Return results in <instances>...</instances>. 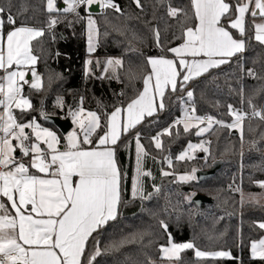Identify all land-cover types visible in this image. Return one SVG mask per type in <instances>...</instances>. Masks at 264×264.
Segmentation results:
<instances>
[{
	"label": "trees",
	"instance_id": "trees-1",
	"mask_svg": "<svg viewBox=\"0 0 264 264\" xmlns=\"http://www.w3.org/2000/svg\"><path fill=\"white\" fill-rule=\"evenodd\" d=\"M141 2L143 11L133 0H116L122 14L111 9L93 13L99 29L93 53L88 52L86 21H77L72 14H60L61 22L51 32H45L39 41H33L34 54L39 57L36 67L42 75L43 86L39 91L24 87V95L31 100L32 109L25 112L16 109L17 120L27 122L35 118L41 124L58 129L45 120L41 112L68 118L69 107H80L83 98L84 109L101 115L102 128L97 130L95 139L103 134L106 130L104 114L110 113L114 106L126 105L143 90V78L150 71L147 58L172 56L167 49L182 42L179 37L184 27L197 23L191 0ZM0 3L5 6L10 3L17 26L23 22L45 27L50 18L45 10L46 0H0ZM169 5L183 9L187 16H168ZM79 11L85 15L83 8ZM247 20L246 51L188 83L185 91H194L197 114H209L231 123L230 104L250 111L248 101L251 100L256 107L264 109V45L252 38V18L249 16ZM154 28L160 31L163 51L157 46ZM10 30L11 26L6 23L5 33ZM90 57L119 58L123 65L115 75H104L102 65L99 69L92 63V71L87 73ZM248 69L254 70L255 77L247 74ZM184 94L169 92L163 111L146 117L136 128L122 135L117 145V159L126 175L122 178L118 215L89 238L84 264L95 250L96 241H99L102 254L93 264H156L161 258L160 246L167 245L168 233L174 242H193L202 251L231 253L230 257L197 258L193 249H186L176 264H264V260L251 255L252 242L264 237V228L259 227L264 223V206L249 201L242 203L240 191H236L237 188L251 192L261 189L258 182L264 181V121L246 119L242 133L214 126L197 137L192 130L184 132L181 125L179 134L174 128L172 135L162 136L164 151L157 150L152 137L182 115L184 104L178 102V97ZM57 97L63 99V108L57 106ZM235 131L238 133L234 134ZM136 133H140L141 143L149 153L143 159V167L152 174L143 177L146 198L132 196ZM204 137L210 141L207 159L201 156L185 161L176 159L190 141ZM168 155L173 159L171 167L164 159ZM28 159L24 157L26 162ZM216 161H223V166L213 177L204 181L197 177L187 182L179 180L194 168L196 171L211 168ZM162 171L171 174L165 176ZM191 193L207 195L213 202L198 205L193 201L195 195L188 198ZM161 221L167 224V232L161 227Z\"/></svg>",
	"mask_w": 264,
	"mask_h": 264
},
{
	"label": "snow or ice",
	"instance_id": "snow-or-ice-1",
	"mask_svg": "<svg viewBox=\"0 0 264 264\" xmlns=\"http://www.w3.org/2000/svg\"><path fill=\"white\" fill-rule=\"evenodd\" d=\"M133 2L143 11L141 0ZM62 3L64 7L60 8L56 6L57 0H46L45 10L50 18L45 27L23 22L17 26L10 3L8 6L0 3V71L4 73L0 75V264H84L89 238L116 219L121 204V184L126 174L118 166L115 146L121 135L136 128L145 117L163 111L169 92L185 93L178 97V102L184 104L183 116L152 137L154 147L160 151H164L162 136L172 135L174 128L179 134L181 125L184 132L195 128V134L203 136L214 126L239 129L242 133L246 119L264 121V109H258L251 100L248 101L250 111L228 105L231 123L212 115H199L194 91H185L195 77L230 62L232 57L245 50L243 37L249 16L252 18V38L264 45V0H191L196 25L184 27L179 37L182 42L167 49L173 58L165 55L147 58L150 71L143 78V90L126 105L114 106L110 113L104 114L103 127L106 130L97 137L94 147L85 146L93 144V135L102 128L101 115L84 109L83 98L80 107L68 109L74 127L64 136L63 147L57 132L43 127L35 118L19 122L15 110L25 112L32 109L31 100L23 95L24 85L37 91L43 86L42 78L35 71L39 57L34 54L33 41H39L45 32H51L61 22L60 14H72L77 21H86L88 52L92 53L99 35L93 18L94 6L123 13L116 0H62ZM81 8L85 13L83 16L79 11ZM53 13L57 15L52 16ZM167 15L175 18L187 16V13L169 5ZM6 23L11 26L7 33L4 31ZM231 29H235L240 38L234 36ZM153 34L157 46L163 51L159 29L154 28ZM105 64V72L111 68L115 75L123 62L109 58ZM29 73L31 80L27 78ZM247 74L256 75L252 69H248ZM57 106L64 107L61 97H57ZM41 115L45 120L50 119L47 113L41 112ZM134 139L136 175L132 196L146 198L143 177L152 174L143 167V159L149 153L141 143L140 133H136ZM209 144L208 140L198 144L189 142L187 149L208 153L209 148L205 145ZM17 150L21 157H17ZM23 157L29 158L27 163ZM186 157L194 158L184 151L176 159L185 160ZM164 159L171 167L172 157L168 155ZM195 171L192 169L191 173L181 175L179 180L195 179ZM162 174L167 176L171 173L162 171ZM258 183L264 188V181ZM155 190L159 191L158 188ZM4 199L8 201L7 205ZM160 223L167 232V224ZM259 227L264 228V223ZM168 237L167 245L160 246L162 259L179 260L185 249H193L197 258L231 255L227 251H202L193 242L175 243L170 233ZM96 245L86 258L87 264H93L102 254L99 241ZM251 255L264 260V239L251 244Z\"/></svg>",
	"mask_w": 264,
	"mask_h": 264
},
{
	"label": "rangeland",
	"instance_id": "rangeland-1",
	"mask_svg": "<svg viewBox=\"0 0 264 264\" xmlns=\"http://www.w3.org/2000/svg\"><path fill=\"white\" fill-rule=\"evenodd\" d=\"M58 1H60V4H58ZM57 4L60 6L61 4H63L62 3V0H57ZM57 6V5H56ZM58 7V6H57ZM94 18V17H93ZM95 19V18H94ZM256 22L257 23H259L260 21H259V19H257L256 20ZM96 42H97V37H96ZM93 53V52H92ZM109 58H106V59H99V58H95V57H90L89 59H88V61L89 60H91L92 61V63H96L97 64V61H99V64H97V68H99L100 69V66L102 65V73L105 75H114L113 74V71L111 70V68H109L108 69V71L107 72H105V67H106V64H105V62L108 60ZM113 59H119V58H113ZM103 60V61H102ZM92 63L91 64H88L87 63V73H90L91 71H92ZM35 71L40 75V73L38 72V70H37V68H36V66H35ZM117 71V70H116ZM2 75H4V73L2 72ZM40 77L42 78V76L40 75ZM29 80H31L32 79V77H31V74L29 73V76L27 77ZM42 83H43V79H42ZM25 86V85H24ZM28 86V85H27ZM23 95H24V92H23ZM25 96V95H24ZM25 97H27V96H25ZM28 98V97H27ZM262 108V107H261ZM181 116H183V113H182V115ZM37 121V120H36ZM38 122V121H37ZM39 123V122H38ZM203 126V125H202ZM193 132H192V134L193 135H195L196 137H197V135L195 134V132H196V129L195 128H192L191 129ZM233 130H238V131H240L239 129H233ZM204 140H206V138L204 137V138H198V139H195L194 141H190L191 143H193V144H198V143H201L202 141H204ZM188 145V144H187ZM205 147H207V145H205ZM17 151H19V150H17ZM184 151H188L189 152V156H193L194 158H197V157H199V156H201V157H206L207 156V153H204V152H202V151H200L199 149H194V150H188L187 149V146L185 147V149L182 151V152H184ZM181 152V153H182ZM180 153V154H181ZM179 154V155H180ZM178 155V156H179ZM193 158V159H194ZM186 159H188L187 157H186ZM185 159V160H186ZM185 160H181V161H185ZM190 160V159H189ZM195 170H196V168H194ZM187 174H189V173H187ZM183 175H185V174H183ZM194 176H195V178H196V171H195V173H194ZM243 194V195H241V201H242V203H244V202H256V203H258V204H261V205H263L264 206V188H261L260 189V191H258V192H251V191H242L241 189H240V194ZM195 194L194 193H191L190 195H188V198L189 199H192L193 198V196H194ZM261 224V223H260ZM261 239H264V237H262ZM261 239H259V240H261ZM259 240H256V241H259ZM256 241H253V242H256ZM186 242H189V241H186ZM252 242V243H253ZM175 243H184V242H175ZM186 250V249H185ZM184 251V250H183ZM228 252V251H227ZM231 254V253H230ZM180 255H181V253H180ZM231 256V255H230ZM161 257H162V253H161ZM176 262H177V260H172V261H169V260H167V259H162V258H160V260L156 263V264H176Z\"/></svg>",
	"mask_w": 264,
	"mask_h": 264
},
{
	"label": "water",
	"instance_id": "water-1",
	"mask_svg": "<svg viewBox=\"0 0 264 264\" xmlns=\"http://www.w3.org/2000/svg\"><path fill=\"white\" fill-rule=\"evenodd\" d=\"M64 5H61V8ZM95 11L93 13H99L100 9L96 6H94ZM50 119H47L48 122H50L51 124H54L55 126H57L60 131L62 133H67L68 131H70L73 128V123L70 117L68 118H61L59 116H53V115H49ZM238 132L235 131L234 134H237ZM19 154V152L17 153ZM223 166V161H216L213 163L212 167L206 170H197L196 171V177L199 181H204L206 179H209L211 177H213L218 170L221 169V167ZM193 201L198 204H205V203H211L213 202V199L207 195H203V194H196L193 198Z\"/></svg>",
	"mask_w": 264,
	"mask_h": 264
},
{
	"label": "crops",
	"instance_id": "crops-1",
	"mask_svg": "<svg viewBox=\"0 0 264 264\" xmlns=\"http://www.w3.org/2000/svg\"><path fill=\"white\" fill-rule=\"evenodd\" d=\"M62 5V4H61ZM61 5L59 6L58 4H57V6L58 7H60L61 8ZM64 7V6H63ZM223 23H224V21H222ZM231 31L233 32V35L234 36H236L237 38H240L239 37V33L235 30V29H231ZM245 40H246V37H243ZM176 47V46H175ZM247 47H248V43H247V40H246V47H245V50L243 51V52H245L246 51V49H247ZM242 52V53H243ZM239 54V53H238ZM168 58H173V55L172 56H169ZM231 60V59H230ZM223 65V64H222ZM36 66V65H35ZM221 66V65H220ZM37 68V67H36ZM38 70V69H37ZM38 72H39V70H38ZM40 73V72H39ZM205 74V73H204ZM40 75H41V73H40ZM42 76V75H41ZM195 78H197V77H195ZM194 78V79H195ZM25 86H27V85H25ZM24 86V87H25ZM23 90H24V88H23ZM159 112V111H158ZM157 112V113H158ZM146 118V117H145ZM144 118V119H145ZM143 119V120H144ZM142 120V121H143ZM41 124V123H40ZM43 127H46V128H49V129H51V130H54V131H56L57 132V134L61 137L62 135H63V137H61V146L63 147V145H64V143H65V141H64V136L69 132H67V133H62L61 131H60V129L58 128H55V127H53V126H48V125H44V124H41ZM73 127H74V125H73ZM72 130V129H71ZM70 130V131H71ZM26 131H28V130H26ZM62 134V135H61ZM101 135H103V134H101ZM121 137H122V135H121ZM121 137H120V139H121ZM62 138H63V140H62ZM96 140H97V138L95 139V134L93 135V137H92V141H93V144L92 145H90V146H85V147H94L95 146V144H96ZM120 141V140H119ZM119 141H118V143H119ZM118 143H117V145H118ZM117 145L115 146V148H116V159H117ZM19 151H17V153H18ZM16 153V155H17V157H21L20 156V152H19V154H17ZM23 160H24V157H23ZM24 162L25 163H27L25 160H24ZM117 163H118V166L120 167V165H119V162H118V159H117ZM121 169V168H120ZM34 171V170H33ZM3 202L7 205L8 204V201L6 200V199H4L3 200ZM9 211H12L11 209H9Z\"/></svg>",
	"mask_w": 264,
	"mask_h": 264
},
{
	"label": "built area",
	"instance_id": "built-area-1",
	"mask_svg": "<svg viewBox=\"0 0 264 264\" xmlns=\"http://www.w3.org/2000/svg\"><path fill=\"white\" fill-rule=\"evenodd\" d=\"M100 12H105V10H100ZM258 109H262L261 107H257ZM205 115H209V114H205ZM180 117H182V116H180ZM180 117H176V118H174L173 119V122L177 119V118H180ZM173 122H172V124H173Z\"/></svg>",
	"mask_w": 264,
	"mask_h": 264
}]
</instances>
